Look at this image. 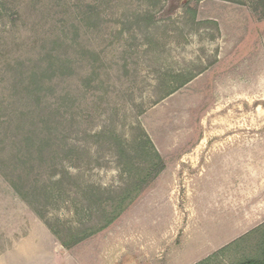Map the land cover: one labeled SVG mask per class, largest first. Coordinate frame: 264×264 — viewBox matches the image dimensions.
<instances>
[{
    "label": "rangeland",
    "instance_id": "obj_1",
    "mask_svg": "<svg viewBox=\"0 0 264 264\" xmlns=\"http://www.w3.org/2000/svg\"><path fill=\"white\" fill-rule=\"evenodd\" d=\"M144 134L165 166L137 190ZM126 195L108 227L71 247L54 235L96 228ZM30 228L63 264L254 256L264 0H0V248Z\"/></svg>",
    "mask_w": 264,
    "mask_h": 264
},
{
    "label": "trees",
    "instance_id": "obj_2",
    "mask_svg": "<svg viewBox=\"0 0 264 264\" xmlns=\"http://www.w3.org/2000/svg\"><path fill=\"white\" fill-rule=\"evenodd\" d=\"M229 1H233V0H229ZM93 13H94V11L89 12L88 14L85 13L84 15H82L81 19L84 21H87L88 19L91 20ZM51 57L52 56H49V58H51ZM48 61H49L48 66L44 69V71H46L47 68L51 69L53 66L54 67L57 66L56 68H58V69H60V68L64 69L63 67H66L63 63L56 62V61H54V59H50ZM30 78H33V74L30 75ZM189 80H191V78L183 80L182 84L187 83ZM144 140H145L146 144L149 145V149L151 151L150 152L151 157L149 160H147L148 161L147 162V169H146L147 173L145 174L144 177H140L137 180L138 183H137V186L135 188L137 190L143 189V187L148 184V178H152L155 175H157V173L160 170H162L165 166L164 160L160 157L158 152L154 149L152 142L150 141V139L145 134H144ZM117 144L120 147L119 142ZM120 152H122V151H120ZM121 155H123V154L119 153V156L123 157ZM10 183L20 195L24 196V194H21V192L18 190L16 184H14L13 182H10ZM130 195L123 196L120 200L116 201L114 203V205L110 208L109 213L107 210L103 211V213L105 214L104 222L103 223L101 222L100 224H98L96 228H93V229H90L89 231H87L88 230L87 227H84L83 229L76 230L72 234L70 233L71 240L69 242L61 240V238H59V236L57 235L56 232H53L54 235L66 247H71V246L81 242L82 240L86 239L87 237L94 234L95 232L108 227L122 213L123 209L125 208V206L128 204V202L131 199ZM24 198H25V196H24ZM235 264H264V228H262V230L260 232L257 253L254 256L244 258Z\"/></svg>",
    "mask_w": 264,
    "mask_h": 264
},
{
    "label": "crops",
    "instance_id": "obj_3",
    "mask_svg": "<svg viewBox=\"0 0 264 264\" xmlns=\"http://www.w3.org/2000/svg\"><path fill=\"white\" fill-rule=\"evenodd\" d=\"M26 232L29 235L0 248V264H63L64 250L50 231L44 232L43 238L38 235L43 233L42 228H30Z\"/></svg>",
    "mask_w": 264,
    "mask_h": 264
}]
</instances>
